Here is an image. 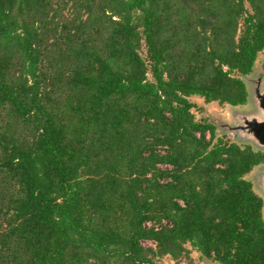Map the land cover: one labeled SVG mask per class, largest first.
Segmentation results:
<instances>
[{
	"label": "trees",
	"instance_id": "obj_1",
	"mask_svg": "<svg viewBox=\"0 0 264 264\" xmlns=\"http://www.w3.org/2000/svg\"><path fill=\"white\" fill-rule=\"evenodd\" d=\"M263 50L264 0H0V264H264V150L197 114Z\"/></svg>",
	"mask_w": 264,
	"mask_h": 264
},
{
	"label": "flooded vegetation",
	"instance_id": "obj_2",
	"mask_svg": "<svg viewBox=\"0 0 264 264\" xmlns=\"http://www.w3.org/2000/svg\"><path fill=\"white\" fill-rule=\"evenodd\" d=\"M264 50L261 52L260 56L257 58V60L254 63V66L252 69L244 74V78L247 84L248 88V95L247 100L245 103H240L237 105L228 104V109L225 111V113L222 115V118H224V121L222 123V126H218L221 124V122L218 121V119L211 116L208 109L206 111L205 115L215 126L216 131L221 134H228L231 135L227 138H231L234 140H237L244 144H250L255 149H261L264 150V145H260L257 143V140H255L254 136L251 133V130L249 128H243L241 124L245 123L247 119H251L254 117H261L264 115V107H263V101H264ZM227 105V104H226ZM204 106V105H203ZM236 126V128H235ZM218 130H221L219 132ZM257 166H261L264 171V161L257 164L251 171L250 176L253 174L255 168ZM259 170V169H258ZM260 171V170H259ZM261 170V173L263 172ZM254 180L253 183L255 185L258 184V187L262 190L263 185L261 182L263 180V176L257 173H254ZM263 196V195H262ZM264 197V196H263ZM264 210V209H263ZM202 257V256H201ZM205 257H202V259ZM211 259V258H209ZM213 260V259H211ZM215 261V260H214ZM217 262V261H215ZM209 263L206 262V260L203 261V264H219L217 263Z\"/></svg>",
	"mask_w": 264,
	"mask_h": 264
},
{
	"label": "rangeland",
	"instance_id": "obj_3",
	"mask_svg": "<svg viewBox=\"0 0 264 264\" xmlns=\"http://www.w3.org/2000/svg\"><path fill=\"white\" fill-rule=\"evenodd\" d=\"M143 54H145V50H143ZM264 54H262L263 56ZM199 104L201 105H204L205 107V110L208 109L209 113L211 114L212 117L218 119L219 122H221V124H219L218 126H222V123L224 121V118H222V115L225 113V111H227V109L229 108L228 107V104L224 105V104H220L218 101H215L214 103H203V100L202 99H199ZM194 111L198 112L195 108H193ZM199 115V117H201V115H207L206 114V111H201V112H198L197 113ZM219 132H221V130H218ZM231 134L228 133V134H224V136L227 138L229 137ZM209 136V134H208ZM260 171H259V170ZM261 170H263V168L260 166H257L253 172V174H251L250 176V172L247 174V177L254 180V173L256 174L257 171L259 172V174H261ZM255 186L256 188L260 191V193H262V195L264 196L262 190L258 187V184L255 183ZM144 243L146 244H151L152 242L151 241H148V240H145ZM189 248L191 247L189 244H188ZM206 260V262H209V263H214L215 261L214 260H211L207 257L203 258L201 257V254L199 251H197L196 249H191L190 250V254L187 255V256H184V257H181L178 261L177 260H168V258H165V259H158L157 261L160 263V264H203V261ZM217 263V262H215ZM220 264V263H219Z\"/></svg>",
	"mask_w": 264,
	"mask_h": 264
},
{
	"label": "water",
	"instance_id": "obj_4",
	"mask_svg": "<svg viewBox=\"0 0 264 264\" xmlns=\"http://www.w3.org/2000/svg\"><path fill=\"white\" fill-rule=\"evenodd\" d=\"M263 107H264V101H263ZM241 126L243 128L245 127L249 128L255 140H257V143L260 145H264V115L258 118L254 117L251 119H247L245 123L241 124ZM261 176H263V180L261 182H263L262 192L264 194V171L261 173Z\"/></svg>",
	"mask_w": 264,
	"mask_h": 264
}]
</instances>
